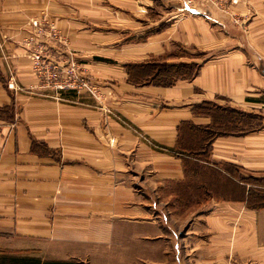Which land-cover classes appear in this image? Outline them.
<instances>
[{
	"label": "crops",
	"instance_id": "0c3cea01",
	"mask_svg": "<svg viewBox=\"0 0 264 264\" xmlns=\"http://www.w3.org/2000/svg\"><path fill=\"white\" fill-rule=\"evenodd\" d=\"M170 1L0 0V257L264 264V208L202 200L195 160L174 153L212 123L203 107L224 105L261 122L212 138L205 165L264 176V0L231 10L244 27L213 10L174 12ZM41 12L103 104L31 89L22 42ZM173 45L199 58L195 76L169 86L142 77L154 61L183 60L166 57ZM10 72L22 91L6 89Z\"/></svg>",
	"mask_w": 264,
	"mask_h": 264
},
{
	"label": "built area",
	"instance_id": "2783aa9c",
	"mask_svg": "<svg viewBox=\"0 0 264 264\" xmlns=\"http://www.w3.org/2000/svg\"><path fill=\"white\" fill-rule=\"evenodd\" d=\"M213 2L211 0V3ZM230 2L236 4L237 0H231ZM211 5L216 7L214 4ZM179 6L182 11L203 9L202 6L194 5L193 0H181ZM224 13L229 17H233L230 10H226ZM26 25L28 34L22 44L26 49L25 56L29 62V73L35 81L31 89L52 90L53 92L71 91L76 94L82 92L94 101L103 104L104 96L97 87L91 84L89 77L74 63L72 51L69 49L64 36L54 24L41 12L38 18L30 19ZM238 26H243V22H240ZM3 42L4 37L0 35V54L3 53ZM48 49L53 50L57 57L64 56L65 60L49 58ZM2 59L7 60L3 56ZM5 87L13 92L22 91L16 85L11 72L8 75ZM102 109H104V112H108L107 109ZM143 139L148 143L146 138Z\"/></svg>",
	"mask_w": 264,
	"mask_h": 264
},
{
	"label": "trees",
	"instance_id": "16d2710c",
	"mask_svg": "<svg viewBox=\"0 0 264 264\" xmlns=\"http://www.w3.org/2000/svg\"><path fill=\"white\" fill-rule=\"evenodd\" d=\"M174 66H177V67H174ZM153 67H154V64H151L145 67L144 70L142 68V74L141 72H139L138 69L136 72H138L137 73L138 75L141 74L142 77H146L147 79H149L150 82L154 84H158L162 86H169L176 80H191L197 72L198 65L194 73L191 75V77L183 79L181 77H174V75H171L168 78L171 81H166L165 83L159 82V81L155 82L154 78L156 79V77L154 76V74H152ZM167 67L168 66H165L166 71L168 70V68L176 69L179 67V65H171L170 67L168 68ZM147 71H149V74H146ZM133 74H135V72ZM133 74L130 77V81H134L135 79L132 77ZM177 76H180V75H177ZM206 106L214 107L211 104H208ZM205 107L201 109L202 112H204ZM228 113H233L235 115H243V114L238 113L235 110L229 109V110H222L221 114L219 113L216 116L215 112L211 113L206 110L205 114L211 118L212 123L206 130H203L201 132V138L199 140V143L197 144V141H195L194 144L188 145L187 147L189 148L187 150V153L181 152L183 147L182 145L178 143L175 149L176 151H174V153H179V155L184 154L195 160V162L193 163L195 167L194 168V178H195V181L197 180L201 184L200 185L201 193H207V192L210 193L211 192L210 190H214V189L216 190V186L220 182H227L234 188L232 190L233 195H234L232 197L234 198L229 199V201L243 203L246 209L257 211L259 209L264 208V196L252 195L251 192H249L248 190L246 191L244 189L245 186L242 184L243 182L235 177L236 172L239 171L237 167L233 165H228V164L212 165L211 167L205 165L207 154H208V146H209V142L211 141V139L214 138L215 136L221 135L222 133H234L231 129L230 122L232 121L231 119H229ZM0 264H39V261L35 259H25V258L5 259L3 257H0ZM45 264H72V263H45Z\"/></svg>",
	"mask_w": 264,
	"mask_h": 264
},
{
	"label": "rangeland",
	"instance_id": "374dc122",
	"mask_svg": "<svg viewBox=\"0 0 264 264\" xmlns=\"http://www.w3.org/2000/svg\"><path fill=\"white\" fill-rule=\"evenodd\" d=\"M180 1L181 0H171L170 1L172 4L170 8L173 9L174 12H176V9H178V7H180L179 6ZM213 1L214 2L211 3V0H193V3L196 6H202V8L204 10H213V11L219 13L220 15L224 16L226 19L230 20V22L232 21V23L237 27H239L238 25L240 24V22L246 23L247 19L244 16L242 18L238 19V17H236L235 13L232 12V11H234V8L239 6L240 0H237L236 4H231V2H230L231 0H213ZM210 3L216 5V7L212 6ZM170 8H168V9H170ZM226 10H230V11L232 10L231 12L233 13L232 14L233 17L232 16L229 17L228 15H225L224 11H226ZM241 27H244V23H243V26H241ZM188 55L189 54L187 52L182 51L178 46H176V45L171 46L166 57H168L169 59L170 58H174V59L183 58V60L182 61H173L172 63H165L163 61H154L153 62L154 67L152 69V74H154V76L156 77V79L154 78L155 82L159 81V82L165 83L166 81H171L168 79L171 75H174V77H181L183 79L191 77V75L196 70V67L198 65L197 61L199 60V58H195V60L193 61L192 59L190 60V58H188ZM169 65L170 66L171 65H179V67L176 69L175 68H168V67H170ZM165 66H168L167 71H166ZM174 67H177V66H174ZM146 74H149V71H147ZM175 74L180 75V76H177ZM213 106L214 107L206 106L204 109V112H202V113H205L207 110L211 113L215 112L216 116H217V114H219V113L221 114L222 110H229L224 105H221V107H218L219 105L215 104ZM238 113H240V112H238ZM240 114H243V113H240ZM228 117L232 121V122H230L231 129H232V131H235V132H236V130H238L240 128L254 129V128L258 127L260 125V122H261L260 116L250 115V114L249 115H245V114L235 115L233 113H228ZM233 128H234V130H233ZM235 177L243 182L242 184L245 186L244 189L246 191L248 190L249 192H251L252 195L264 196V176L262 177L259 175H250V174H247L245 172L237 171ZM220 183L217 184L216 190L215 189L210 190L211 191L210 193L209 192L202 193L201 199L205 200V199H208L209 197H214L218 200L224 199V200L229 201V199L234 198V197H232V196H234L233 192H232V190L234 188L230 184H228L227 182H220ZM212 188H214V187H212Z\"/></svg>",
	"mask_w": 264,
	"mask_h": 264
}]
</instances>
